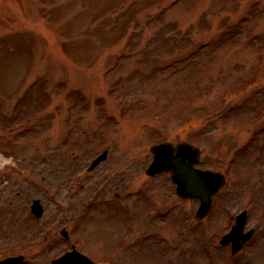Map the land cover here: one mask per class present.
Returning a JSON list of instances; mask_svg holds the SVG:
<instances>
[{
    "label": "rangeland",
    "instance_id": "rangeland-1",
    "mask_svg": "<svg viewBox=\"0 0 264 264\" xmlns=\"http://www.w3.org/2000/svg\"><path fill=\"white\" fill-rule=\"evenodd\" d=\"M170 136L227 176L194 229L196 201L144 172ZM262 149L264 0H0V256L48 264L74 246L110 264H264ZM18 201L8 225L3 204ZM243 209L256 233L231 256L217 241Z\"/></svg>",
    "mask_w": 264,
    "mask_h": 264
},
{
    "label": "water",
    "instance_id": "water-1",
    "mask_svg": "<svg viewBox=\"0 0 264 264\" xmlns=\"http://www.w3.org/2000/svg\"><path fill=\"white\" fill-rule=\"evenodd\" d=\"M151 152L154 161L150 172L171 171L172 179L179 185V193L201 199L198 218L204 216L210 208L212 195L223 185V176L193 168L199 151L187 143L176 147L163 143L153 146Z\"/></svg>",
    "mask_w": 264,
    "mask_h": 264
}]
</instances>
